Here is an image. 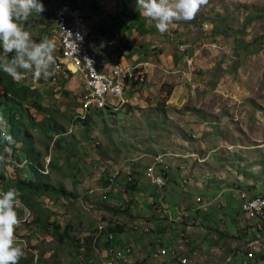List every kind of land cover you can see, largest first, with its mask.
<instances>
[{
    "label": "rangeland",
    "instance_id": "1",
    "mask_svg": "<svg viewBox=\"0 0 264 264\" xmlns=\"http://www.w3.org/2000/svg\"><path fill=\"white\" fill-rule=\"evenodd\" d=\"M55 3H43L46 11L41 15L33 12L28 18L33 26L28 30L37 42L44 36L55 42L57 62L59 41L51 15ZM92 5L86 6V13H95ZM100 7L95 13L99 21L91 27L92 36L85 43L88 51H100V42L104 44L113 33L123 32L131 41L127 47L119 45L124 63L135 65L134 55H139L142 62L150 59L152 64L146 69L145 82L127 93L124 108L119 112L104 111L88 125L73 122L83 83L79 76L65 78L56 67L54 75L47 79L24 74L27 80L23 84L42 92L38 101L46 112L36 114L31 107H25L36 122L46 115L52 123L59 122L57 139L62 147L50 144L46 134L33 129L27 121L23 130H28L40 153L37 164L43 166L51 155L50 173L44 181L56 188L62 186L67 192V198L42 197L38 208L42 220L50 224L35 228L27 245L40 256L38 264H103V255L109 256L110 246L127 235L131 240H123L125 245L134 244L144 255L140 263L168 264L165 259L146 260L148 251L143 243L161 237L167 247H181L180 251L187 255L197 250L200 256L193 264H240L245 238L229 235L235 233L233 220L238 222L239 214L240 203L234 192L226 191L221 199L222 206L229 203L234 218L217 206L207 205L202 213L209 214L211 231H200L203 217L199 218L196 228H185L188 243L181 240L184 227L177 228L172 221L182 215L193 217L190 206L198 197L212 199L210 190L216 195L221 189L238 186L250 195H264V0H208L194 19L174 20L163 34L156 29L155 21L137 7V0H106ZM117 7L124 8L122 13L115 12ZM42 19L44 25L37 24ZM101 21L106 26L104 31L98 27ZM113 21L119 24L114 25ZM167 47L178 55L179 72L167 68L170 60L165 66L163 58L160 60ZM135 48L140 49L139 53ZM181 49H186V53ZM151 73L154 77H150ZM16 116L20 117L17 112ZM22 146L25 144H16V153ZM158 156L177 170L178 177L182 179L186 174L191 181L183 190L178 187L179 200L163 204L170 212L167 220L160 219V215L164 216L160 207L151 206L157 199L150 196L151 183L143 176L149 162ZM54 161L59 168H51ZM123 165L133 166L135 177L141 170L136 189L129 193L112 189L105 203L100 197L91 202L109 186L102 177H110L113 170ZM10 176L36 180L28 168L17 171L11 167ZM206 177L211 179L208 184L196 185ZM44 199L53 205L46 207ZM154 213H158V218ZM135 218L141 231L139 226L137 231L133 228ZM146 219L152 224L148 236L142 231ZM101 220H121L123 233L106 231L97 236L95 231ZM156 220H161L162 232L155 226ZM56 223L61 224L62 230L70 226L62 239L61 230L56 233ZM109 233L113 238L108 241ZM25 255L32 259L30 253ZM229 257L231 260L227 261ZM256 262L264 264V260Z\"/></svg>",
    "mask_w": 264,
    "mask_h": 264
},
{
    "label": "built area",
    "instance_id": "2",
    "mask_svg": "<svg viewBox=\"0 0 264 264\" xmlns=\"http://www.w3.org/2000/svg\"><path fill=\"white\" fill-rule=\"evenodd\" d=\"M87 5L97 4L100 6L105 5L106 0H86ZM85 0H68L56 4L52 9V17L55 25L53 29L57 39L59 41V61L56 69H67L73 74L80 76L82 80V88L79 96V111L77 110V116L75 120H85L87 115L91 114L93 110H106L110 108L118 111L126 102L125 94L129 88L135 84L134 81H138V84L145 82L146 67L143 63H137L135 65L123 67L117 63V60L107 61L105 59H98L93 52H89L86 47L88 38L92 35V29L94 23L99 21L95 13H90L89 19L84 11ZM123 7H119L115 12H122ZM54 28V26H53ZM124 36L122 34L114 36L111 40V45H118ZM173 41V40H172ZM182 53H186V49H181ZM87 59L88 61H85ZM64 74H67L66 71ZM137 84V85H138ZM49 163V160L47 161ZM162 163V161H159ZM156 163L149 166L146 176L150 178L152 184L158 187L160 190L166 185V180L163 179L156 171ZM170 169V165H164L160 169ZM48 167L42 170V173L47 174ZM123 174L121 168H116L110 179L108 190L114 189V191H122L125 193L126 188H121L116 180L118 175ZM111 175V176H112ZM127 175V174H126ZM130 181L131 179L128 178ZM188 184V180H183V186ZM2 190V188H0ZM239 200V214L237 216L239 226L243 229L246 228L245 233L249 231L258 232L259 238L245 239V244L241 249L240 255L242 256L240 264H256V261L264 260V195L253 194L250 195L249 191L244 190L238 186H235L232 190ZM219 195L209 200V203L217 204ZM202 199L196 200L197 204H202ZM22 207L18 209L20 214L21 223L15 230V235L18 240L24 241L26 244L25 250L30 251L34 256V263L38 264V254L33 251L27 245V238L31 237L34 233V227L32 220L34 214L28 209V213L25 217L24 209ZM194 209H197L195 207ZM183 219V215L177 217V220ZM194 221H191L193 224ZM190 224V225H191ZM121 225L120 220H101L98 223L95 234L101 235L103 232L109 231V227H115ZM142 229L145 233L150 231L147 225H143ZM247 236V235H246ZM112 234H108L107 240H111ZM183 240V239H181ZM158 243L161 241L158 239ZM180 248L177 246L166 247L160 246L158 250L152 252V259L155 261L169 260L171 264H193L194 261L200 256L199 253L192 251L189 255H180ZM182 249V248H181ZM109 256L106 264H138L133 260V254L135 252L134 246L112 245L107 251ZM231 260L230 257L227 261ZM256 260V261H255Z\"/></svg>",
    "mask_w": 264,
    "mask_h": 264
},
{
    "label": "clouds",
    "instance_id": "3",
    "mask_svg": "<svg viewBox=\"0 0 264 264\" xmlns=\"http://www.w3.org/2000/svg\"><path fill=\"white\" fill-rule=\"evenodd\" d=\"M207 3L208 0H137V7L143 9L144 14L148 18L155 21L156 29L163 34L168 30L169 25L174 20L191 21L192 19H194L200 7L202 5H207ZM45 11L46 8L44 4L40 2V0H0V49H2L3 51V55H0V70H2L4 73L10 76L14 81H20L24 79L25 73L32 74L36 79H40V78L47 79L50 76L54 75L55 67L57 66V63L59 61V51H58L57 62L54 55L56 51L55 42L52 39H50L48 36L42 37L39 40V42L35 41L32 37V33L28 30L31 27V25H28L26 23L28 21L29 16L33 12H35L38 15H41ZM85 61L88 60L85 59ZM64 70L65 69L63 70L56 69V71L59 72L65 78L71 75L79 76L77 74H73L69 70L67 72V69L65 70L67 74H64L63 72ZM30 80L32 81V79ZM135 86L136 85H133L132 88H129L126 91L125 98L127 96V92L130 91V89H134ZM122 108H124V106ZM121 109H118V111H114V112H119ZM77 120L73 118L74 123H76ZM8 127L9 126L7 120L5 119L3 113H0V144H1L0 150L3 151L2 153H0V174L2 172L7 173V171L9 173V168L11 167L16 169L17 171L27 168L25 159L17 161L14 157V153L16 152L15 151L16 146L12 145L14 143V139L9 134ZM57 137L58 136H56L55 139L51 141V143L54 144V141L57 140ZM17 153L18 155L21 154L19 153L18 150ZM48 160L49 163H47ZM159 161H162V163H159ZM50 162H51V155L48 154V156L45 158V164L43 166H40L37 170H41L42 173V170H44L45 167H48L49 172L45 174L48 175L50 173V169H49ZM154 163L157 164L156 165L157 172L160 171L162 166L167 165L165 160H163L162 156L155 157L153 161L149 162L146 170L143 173V176L146 177L147 179H150L146 176L147 170L149 166H151ZM131 167L132 166L129 165L122 166L121 169L123 170V174H124L122 178L133 173ZM183 169L184 166H181V170ZM184 179L188 180V184H186L185 186H183ZM8 180L9 181L6 184L12 187V181H15L16 178L10 176ZM210 180H211L210 177L203 178L202 181L197 182L196 185L199 187H203L205 184H208ZM190 183H191L190 179L187 177L186 174H184L180 181L179 187L183 190L188 185H190ZM192 187L193 185L191 184V188ZM0 188H2V190H0V264H19V261L22 257L27 258L25 253H30L31 256L29 257H32V261H34L33 254L30 251L25 250L26 247L25 242L18 240L15 235V230L21 223L18 209L22 207L23 204V206L25 207L23 210L25 212V217H26L29 208L21 201L20 199L21 193L16 188L13 187L5 190V188L2 187L1 183H0ZM108 188H106V191L110 190V189L108 190ZM156 188H157L156 192L159 193L157 186ZM233 188L234 187L228 189H221L219 190L218 194L211 195L212 199L215 198L217 195H219L217 204L215 203L208 204L209 200L211 199L198 197L202 199L203 201L202 204L196 203V200L198 199L197 198L194 204L190 206L191 208L190 210L193 211L195 215L188 219L185 215H183V219L181 220H177V218L173 219L172 223L175 224L176 227L178 226L177 228H179V225H181L187 229L188 227L192 226L195 222L198 221L196 219L197 213L201 212L202 209L204 210L207 205L217 206L219 209H221L222 208L221 199L224 197L226 191L233 192L232 191ZM210 191L212 192L213 190ZM165 193L160 192L156 198L157 201L153 202L151 206L160 207L159 210H162L163 214L166 215L163 217L168 218L170 212L163 207V204L165 202H161L160 203L161 206H159L160 204H158L160 194H162L163 197L166 199ZM43 201L45 204H47L46 205L47 207L49 205L50 206L53 205V202H50V200L44 199ZM195 207H197V209H194ZM191 221H194V223L191 224ZM120 222L123 223L121 220ZM145 225H147L151 231L152 229L151 222L146 221ZM33 226H34V230L35 228L37 229L36 225ZM150 231L147 234H149ZM158 239L161 241V243L157 242ZM154 242H156L159 246L161 245L164 246V241L161 237H157L156 241ZM103 256L106 259L103 262V264H106L108 257H106V253ZM38 257L40 258L39 255ZM32 264L35 263L33 262Z\"/></svg>",
    "mask_w": 264,
    "mask_h": 264
},
{
    "label": "trees",
    "instance_id": "4",
    "mask_svg": "<svg viewBox=\"0 0 264 264\" xmlns=\"http://www.w3.org/2000/svg\"><path fill=\"white\" fill-rule=\"evenodd\" d=\"M51 1H53V0H40V2L44 3V4H49V3H51ZM65 1H68V0H55V2H57L55 4L65 2ZM86 5H87V1H86V3H84V7H85L84 11L86 10ZM91 7L93 8V11H95V13H96V10L98 12L100 10V8L98 9V6H96V5H92ZM118 8L119 7H117L115 9V11ZM120 13H122V12H120ZM85 14L88 15L89 13L85 12ZM95 15L97 17H99L97 14H95ZM87 17L90 19L91 15L89 14ZM43 21H44V19L38 21L37 24L44 25ZM27 24L31 25V27L33 26L32 22H30V21H28ZM54 29H55V25H54ZM0 55H3L1 50H0ZM33 77H31L30 79H32ZM30 79H29V81H31ZM26 80L27 79L24 78V79L18 81L19 83H17V81H14L10 76H8L6 73H4L2 70H0V88L3 89V92L0 93V113H3L5 119L7 120V123L9 126L8 127L9 134L14 139V143L12 145L16 146V144H18V143H24L25 144V146H22L20 148V153H21L20 155L16 154V152L14 153L15 159L17 161L25 159L26 160V167L35 173L36 180L34 181L31 178H30V180L29 179L23 180L20 178H16L15 181H12V187H10L8 184H6L9 181L8 180L9 177L7 174L8 171H7V173L2 172L0 174V183L2 184V187L5 188V190L14 187L21 193V195H20L21 201L29 209H31L34 212V218L32 220V224L36 225L37 230H38V229L46 228L50 224L48 221L45 222L42 220L41 212L38 208V204L41 205L40 203H42V197L46 196V195H48V197H52L53 195H57L60 197L65 196L63 198H67V192L65 191L64 187H62V186L56 188L55 186L48 184L46 180L44 181V179L48 175L41 173V170H37L40 167V164H37L38 160H39L38 156L40 155V153L37 151V149L35 148V146L31 142L32 140L29 136L30 133L28 132V130H26V131L23 130V128L26 127L25 121H27L33 129H40L41 131H43L46 134V136L49 140V143L51 141H53L55 139V137L60 133V129H59L60 126H59V122L57 123L54 121L52 123L50 120L51 118L49 116H48V118H46L47 115L45 118H43L42 121H39V122H36L35 119L30 116L29 108L27 109L25 107V105L34 109L36 114H38V113L41 114L42 112L45 113L46 109L42 108L40 106V102L38 101V98L41 97L42 92L36 88H34V89L31 88L28 84H23V81H26ZM134 83H135L134 85H137L139 82L134 81ZM65 94H67V92H65ZM31 99H34V100H32V102H30ZM109 110H111V109L107 108L106 110H101V111L93 110L91 114L87 115V118L85 120L79 119V120H77L76 123L81 122V124L88 125V124L92 123L94 116H99L102 112L109 111ZM16 112H17V115L20 116L19 118H17ZM54 144H56V147L58 149L62 147L60 145L61 141L58 139L56 141H54ZM0 146H1V144H0ZM2 152L3 151L0 150V153H2ZM50 164H51V162H50ZM50 164H49V166H50ZM56 167L59 168V166L54 161L51 165V168H56ZM132 169H133V166H132ZM176 173H178L176 169L170 168L167 170H162V173L158 172L156 174L157 176L160 175L163 179L166 180V185L160 190L161 193L168 192L171 189V187L175 183L174 179H175V181H178V180L180 181L181 178L178 177ZM140 176H141V174H139L137 172L136 177L134 175L130 174V175H127L126 177L122 178V175L120 174L116 177V180H117V182L121 188H124V187L126 188L125 193H129L131 190L136 189V185H137V182H138V179ZM112 177H113V175L110 177H107L106 175H104L102 177V179L105 180L106 183L109 185L110 179H112ZM128 178H130L131 180L129 181ZM152 189L154 190L153 185L151 184V187H150V190H151L150 194L151 195L150 196L157 198L159 193L156 191L152 192L153 191ZM104 190H105V192H103L102 195L98 196V197H100L101 201H104L103 203H105V201H108V199L111 196L110 192H109L111 190L106 191V188ZM139 190H140V188H139ZM115 192L117 193L120 191H115ZM143 192L145 193L144 189H143ZM98 197H95L94 199H92L91 202L99 201ZM161 202H165V198L163 197L162 194H160L158 204H160ZM99 203H101V202H99ZM159 206H161V204ZM221 206H222V204H221ZM225 207H227V205ZM137 219L138 218H135V223L137 224V229L139 226L140 231H141V225L138 224L139 222L137 223ZM233 222L235 224L234 225L235 226V230H234L235 233L234 234H233V232L230 233L229 234L230 236L233 235L235 237H238L239 235H241V236L243 235L245 239H250V240L252 238H259V236L257 235L258 232L249 231L250 234L245 233L246 228L242 229L239 226V223L235 219L233 220ZM202 224H203V226H200V227H202V228H200V231L202 233H206L208 231H211L209 225H211V226H213V225H212V223H210V218L207 215L203 217V223ZM60 225H61L60 223H56L55 228H56V233H57V231L61 230L60 237L62 239L64 233L65 234L69 233L70 226H68L67 228L62 230ZM198 225L199 224L197 221L192 226H190V228L191 229L196 228ZM204 226L207 227L208 229H206ZM133 227H134V225H133ZM188 228H187V230L190 231L191 229H188ZM108 230L114 232L115 235L121 234L124 231L123 223H121V225H119V226L109 227ZM185 231H186V229L183 228V231H181V239L184 240V243H188L189 239L184 234ZM218 233L220 234V232H218ZM144 235L148 236L147 233H144ZM223 235L226 236L228 234H223ZM156 239H154V241H156ZM105 245L108 246L109 244L106 243ZM150 246L151 245H149V247ZM134 250H135V252L133 254V260L138 264H142L139 262L140 259H138V260L136 259L135 255L137 254V251L135 248H134ZM154 251L155 250H152L151 248H149V252H148L147 258H146V260L148 262H149V259H152V252H154ZM185 254L186 253H184L183 251H180V255H185ZM142 259H144V258H142ZM167 261H168V264H171L169 260H167ZM19 264H32V259L22 257L19 261Z\"/></svg>",
    "mask_w": 264,
    "mask_h": 264
},
{
    "label": "crops",
    "instance_id": "5",
    "mask_svg": "<svg viewBox=\"0 0 264 264\" xmlns=\"http://www.w3.org/2000/svg\"><path fill=\"white\" fill-rule=\"evenodd\" d=\"M114 25H115V23H117V24H119L118 22H116V21H113L112 22ZM133 26H136L135 24H133ZM98 27H99V29L101 30V31H104L105 30V27L106 26H104V24H103V22L101 21L99 24H98ZM137 31V30H136ZM139 32V31H138ZM120 34H122L123 36H124V39H122V41L116 46H114V45H111L110 44V42H111V40L114 38V36H117V35H120ZM107 42V43H106ZM101 43V45H99V47H101V50L100 51H98V52H96V51H94V50H92V52L97 56V58L98 59H105V60H107V61H112V60H117V63L119 64V65H121V66H123V67H127V66H131V65H134L133 63H129V64H125L124 62V60H123V58L121 57V53H122V50H123V48H121V46H119V45H125L126 47H127V45L129 46V45H131V41H129V37H127V35L126 34H124L123 32H119V33H113L111 36H109V37H107V40H105V43L103 44V42H100ZM168 49H164V55H162L161 56V58H160V60L163 58V60H161L162 61V63H163V66H165V64L170 60V62L168 63V66L169 67H167L168 69H171L172 70V72L174 73H176V72H179L180 70L179 69H177L176 68V61L177 60H179L178 59V55H176V54H172V49H170L169 47H167ZM138 48H135L134 50H137ZM138 51H140V49H138L136 52L137 53H139ZM103 54V57H99L100 55L99 54ZM102 56V55H101ZM140 57L141 56H137V55H134V58H136L137 59V62L135 63V64H137V63H143L144 65H145V67H146V69H147V67L149 66H151V62H152V60H147V61H144V62H142V59H140ZM180 57V56H179ZM130 62V61H129ZM162 66V67H163ZM164 73H168V71H166V72H164ZM150 77H154V74H152L151 73V75H150ZM127 93H129V91L127 92ZM132 94V96H133V92L131 93ZM137 172L139 173V174H142V172H141V170H137ZM180 181H181V179H180ZM180 181L178 180V181H175V179H174V184H173V186L171 187V190L167 193V195H166V199H165V202H167V204H173L174 202H176L177 200H179L180 199V196L176 193L179 189H178V187H179V184H180ZM153 188H154V190L152 191V192H154V191H156L157 190V188H156V186L155 185H153ZM178 189V190H177ZM208 192H210V194L209 195H212L213 194V191L211 192V191H208ZM226 205H227V207H222L221 209H222V211L224 212V213H229L230 215H231V212L233 211V209H231V207L229 206V203L226 201ZM229 206V207H228ZM160 209V208H159ZM191 209V208H190ZM203 210V209H202ZM201 210V212L200 213H198V216H197V220L199 219V218H201V217H204V216H206V215H204V213H202L203 211ZM153 216H155L156 218H158V213H154V215ZM164 216H166V215H164ZM207 216H209V214L207 215ZM232 216V215H231ZM233 217V216H232ZM234 218V217H233ZM160 219H164L163 218V216H161L160 215ZM166 220H167V218H166ZM146 221H150V219H146ZM152 221V220H151ZM161 221V220H160ZM160 221L159 220H156L155 222V226H157V229H158V231L159 232H162L163 231V229H162V225H161V223H160ZM188 221V220H187ZM133 222H135V220L133 221ZM134 224V230H138L137 229V224L136 223H133ZM188 229H191L190 227L188 228ZM121 238V239H120ZM120 238H118L119 240H117L116 242H115V244L117 245V246H123V245H125V242L123 243V240L124 241H129V240H131V239H128V237H127V235H123V236H121ZM133 242H135V241H133ZM132 242V243H133ZM132 245H134V244H132ZM143 245L147 248V251L149 252V248H151L152 250H158L159 249V245L156 243V242H154V240L153 239H150L149 241H148V239L147 240H145V242L143 243ZM149 245H151L150 247H149ZM164 246H166V244H165V242H164ZM136 249V251H137V254L135 255L136 256V259L138 260V259H142L143 257H144V255H142L141 253H140V250L138 249V248H135ZM106 259H104V261H105ZM103 261V262H104Z\"/></svg>",
    "mask_w": 264,
    "mask_h": 264
}]
</instances>
